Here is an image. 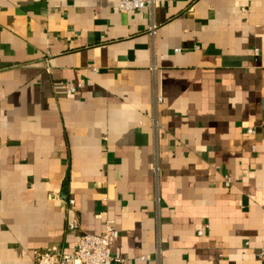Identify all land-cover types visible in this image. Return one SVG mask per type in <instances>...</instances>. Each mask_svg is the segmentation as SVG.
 Masks as SVG:
<instances>
[{"label":"crops","instance_id":"0c3cea01","mask_svg":"<svg viewBox=\"0 0 264 264\" xmlns=\"http://www.w3.org/2000/svg\"><path fill=\"white\" fill-rule=\"evenodd\" d=\"M119 1L0 0V264H264V0Z\"/></svg>","mask_w":264,"mask_h":264},{"label":"built area","instance_id":"2783aa9c","mask_svg":"<svg viewBox=\"0 0 264 264\" xmlns=\"http://www.w3.org/2000/svg\"><path fill=\"white\" fill-rule=\"evenodd\" d=\"M162 0H120L117 9L119 12L128 13L135 10H142L151 8L156 2ZM154 28H151V33ZM178 51V50H177ZM96 72V70L94 69ZM83 87L82 83L76 85H65L64 92L66 94H73ZM161 98H157L160 102ZM247 134H253V129L248 128ZM224 184L228 187L231 184L230 177L225 178ZM67 211L72 212L74 207V200L67 201ZM97 219H102V215H97ZM104 231L100 235H93L88 233L81 234L73 243V250L70 253L52 252L50 250H35L33 252V259L35 264H113L122 263L123 260L112 256L113 242L118 238V231L114 226V221L104 219ZM201 236L202 232L199 231ZM260 257H264V250ZM145 259V258H143Z\"/></svg>","mask_w":264,"mask_h":264}]
</instances>
